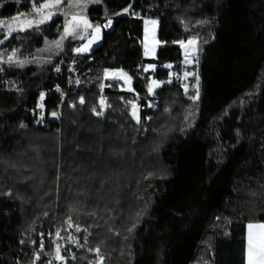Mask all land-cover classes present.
<instances>
[{
	"label": "trees",
	"instance_id": "16d2710c",
	"mask_svg": "<svg viewBox=\"0 0 264 264\" xmlns=\"http://www.w3.org/2000/svg\"><path fill=\"white\" fill-rule=\"evenodd\" d=\"M43 1L0 0V21ZM54 9L8 36L0 26V264H244L245 224L264 221V0ZM61 10L112 23L87 53L77 51L87 34H66L57 74L60 45L43 48L62 31ZM149 18L154 57L142 54ZM189 39L197 94L168 79ZM107 68L123 70L132 90L103 84ZM150 76L161 82L152 94Z\"/></svg>",
	"mask_w": 264,
	"mask_h": 264
},
{
	"label": "rangeland",
	"instance_id": "374dc122",
	"mask_svg": "<svg viewBox=\"0 0 264 264\" xmlns=\"http://www.w3.org/2000/svg\"><path fill=\"white\" fill-rule=\"evenodd\" d=\"M62 1V0H61ZM46 3H53V0H45L40 4L32 6L31 11L28 14L25 15H20L17 16L16 20H9L8 22H3L0 24L1 27H3L5 36H8L9 33L11 32H16V31H22L26 28H30L33 26H39L43 23L48 22L54 15V6L52 7H46L41 9V5L46 4ZM39 10V11H37ZM84 11H80L79 13L76 14H67L64 10H61V15L63 19V27L62 31L60 32L58 39L56 41L52 42H47L45 44V49L47 52L49 50V46L54 44V45H60V57L57 58L56 63L53 67V71L56 70L57 68L61 67V64L63 66L64 60L62 59L63 57V39L66 36L65 33V27H68V33L67 34H72L73 32H79V36L85 37L84 34L86 35V39L83 44L78 49H87L86 52H89L94 46L100 43L101 38H102V33L104 30H108L111 26V18L108 17L106 18L101 24L95 23L93 24L92 21L88 19ZM49 13H52L51 18L45 19V17L48 16ZM125 14L126 11H123ZM31 21L32 25L29 27L28 22ZM37 21H43V23L37 24ZM71 22V23H69ZM86 22V23H85ZM78 25V26H77ZM87 25H91V27H88ZM105 25H108L105 27ZM158 22L156 19H146L144 20V32H143V40H142V54L145 57H154L156 54V50L158 47V41L156 39V28H157ZM88 32H90V36H88ZM97 37H99L97 39ZM195 40V44L190 43V41ZM180 44V50H181V70L180 72L175 71L174 69L171 68L172 63H164L162 66H167L170 69V75H169V80L172 78L179 77V81L184 89L185 92L189 90H193L194 94H197L196 90L199 85V80L198 76L196 74V71L194 67L192 66L194 56L196 54V45H197V40L196 39H189L185 42H181ZM78 52H85V51H78ZM37 54L43 55L42 51H38ZM62 56V57H61ZM72 64V63H71ZM155 69L154 65H145L143 67L144 72H152ZM71 70V66L65 68V72ZM107 81H112L116 83V86L118 87L119 90H127L131 91L132 86H131V79L130 77L121 69L117 70H104L103 71V84H105ZM161 85V82L154 79L153 77L150 76L148 79L147 83V91L152 94L153 91ZM151 88V91L149 89ZM44 94L42 93L38 104H37V110L40 111V117L43 118V100ZM132 113L135 118L138 116V105L136 103L133 104L132 107ZM48 116L51 118L55 119L61 116V110L53 111L51 112ZM118 140V139H117ZM119 141V140H118ZM120 144V142L118 143ZM134 162H140L139 161H134ZM137 164V166L141 165L140 163H133ZM126 198V197H124Z\"/></svg>",
	"mask_w": 264,
	"mask_h": 264
},
{
	"label": "snow or ice",
	"instance_id": "6c2138e0",
	"mask_svg": "<svg viewBox=\"0 0 264 264\" xmlns=\"http://www.w3.org/2000/svg\"><path fill=\"white\" fill-rule=\"evenodd\" d=\"M61 2V0H53V3H46L41 5V9L46 7H52L54 5H58ZM39 11V10H37ZM127 11V10H125ZM52 13H49L45 19L51 18ZM17 17H13V20H16ZM0 23H3L0 21ZM37 24L43 23V21H37ZM71 23V22H69ZM86 23V22H85ZM32 25V22H28V26L30 27ZM78 26V25H77ZM88 27H91V25H87ZM108 25H105L107 27ZM65 33H68V27H65ZM99 37H97L98 39ZM190 43L195 44V40L190 41ZM87 49H77V51H86ZM11 60V57L9 58ZM151 91V88L149 89ZM254 227L259 229H264V224L261 225H252L249 224L248 228L251 230ZM131 231V229H129ZM248 250H249V259L248 264H264V232L256 233L254 234L252 231L249 232L248 235Z\"/></svg>",
	"mask_w": 264,
	"mask_h": 264
},
{
	"label": "crops",
	"instance_id": "0c3cea01",
	"mask_svg": "<svg viewBox=\"0 0 264 264\" xmlns=\"http://www.w3.org/2000/svg\"><path fill=\"white\" fill-rule=\"evenodd\" d=\"M126 11V13L124 14L123 11ZM128 11H129V8L126 7L125 9L117 12L115 15H127L128 14ZM146 20V19H144ZM144 20H143V32H144ZM111 23H112V20H111ZM95 47V46H94ZM83 53H87L86 51L83 52ZM119 68H107L105 70H117ZM249 224H252V225H261V224H264V221H260V222H248L245 224V233H244V264H248V259H249V250H248V235H249V232L252 231L254 234L256 233H260V232H264V229H259V228H256L254 227L253 229H249L248 228V225Z\"/></svg>",
	"mask_w": 264,
	"mask_h": 264
},
{
	"label": "built area",
	"instance_id": "2783aa9c",
	"mask_svg": "<svg viewBox=\"0 0 264 264\" xmlns=\"http://www.w3.org/2000/svg\"><path fill=\"white\" fill-rule=\"evenodd\" d=\"M63 69V66L61 64V67L60 68H57L56 70H54L57 74H61L62 73V70ZM59 98V100H62L63 96H64V91L62 89V86L61 85H57L53 91ZM37 108V107H36ZM48 120H56L57 118L55 117V119L51 118L50 116L47 117Z\"/></svg>",
	"mask_w": 264,
	"mask_h": 264
}]
</instances>
